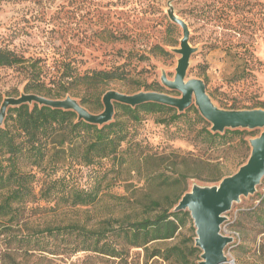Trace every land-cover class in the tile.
Listing matches in <instances>:
<instances>
[{
    "label": "rangeland",
    "instance_id": "1",
    "mask_svg": "<svg viewBox=\"0 0 264 264\" xmlns=\"http://www.w3.org/2000/svg\"><path fill=\"white\" fill-rule=\"evenodd\" d=\"M225 1L227 11L212 24L196 19L194 8L209 0H0V49L39 60L46 67L66 58L73 59L80 72L109 70L127 62L133 79L113 83L106 91L131 94L129 90L139 84L157 82L163 94L179 98L180 93L171 92L161 84L163 76L173 80L180 57L175 50L179 49L182 30L175 24L176 30H169L171 11L173 17L187 26L189 46L193 49L186 80H201L210 101L221 110L229 111L232 107L249 110L255 103H264V0ZM111 35L117 40L112 41ZM156 47L165 49L170 56H160ZM228 47L232 53H239L237 57L226 54L224 50ZM130 53L132 56L128 57ZM46 75L51 76L52 72L46 71ZM26 82L24 68L1 69L2 101L17 98L16 92L22 95ZM158 119L159 116H144L132 130L133 147L130 150L123 145V149L127 148L126 164L110 177L107 192L125 197L128 202L118 206L104 197L94 206L64 208L48 223L77 224L90 230L104 220H133L142 214L150 198L173 202L193 187L217 186L220 181H213L217 171L225 177L231 176L249 157V142L234 150L212 151L198 137L206 125L182 122L162 126ZM253 131L254 137L245 136L246 141L262 132ZM141 155L146 156L138 165L137 158ZM103 166L108 168L107 161ZM150 170H157L169 182H177L172 186L151 183L147 176ZM79 174L78 183L85 187L87 170L81 169ZM260 197H264V178L252 195L241 198L225 214L221 233L233 239L224 251L225 264H264V228L258 220L260 214L254 213ZM193 234L195 231L191 232L187 224L179 237L166 245H178ZM155 245L161 246H152ZM143 261L140 251L130 252L128 262L143 264ZM24 264L119 263L94 254L42 258L34 252V258Z\"/></svg>",
    "mask_w": 264,
    "mask_h": 264
},
{
    "label": "trees",
    "instance_id": "2",
    "mask_svg": "<svg viewBox=\"0 0 264 264\" xmlns=\"http://www.w3.org/2000/svg\"><path fill=\"white\" fill-rule=\"evenodd\" d=\"M226 3L225 0L198 3L201 5L194 7L196 19L216 23L227 11ZM172 24L169 30L174 32L176 26ZM110 38L117 40L114 35ZM156 50L162 57L170 56L163 48L156 47ZM224 51L232 58L239 54L232 53L229 47ZM131 56L130 53L128 57ZM40 64L39 60L26 59L13 51L0 49V70H26L24 94L52 100L69 96L78 99V103L90 113L102 112L101 99L107 92L106 87L133 79L127 62L109 70L83 72L69 58L51 67ZM46 71H51L52 75L47 76ZM140 90L163 93L162 86L154 82L139 84L129 90L131 94L126 95ZM14 94L19 97L17 92ZM255 104L249 110L264 109V103ZM241 110L232 107L229 111ZM114 111L113 121L95 126L78 120L72 111L38 104L7 109L0 127V264H24L34 258V252L42 258H69L84 253L107 257L119 264H136L128 262L133 250L144 255L143 264H199L201 251L194 245V234L178 245H166L178 238L187 224L191 232L195 231L188 212L174 211L185 193L173 202L150 198L140 216L133 220H104L96 229L89 230L77 224L52 225L48 220L64 208L94 206L104 197L118 206L128 202L125 197L112 195L107 190L111 185L110 177H114L118 169L126 164L124 154L127 148L123 149V145L131 150V132L144 116H159L157 122L162 126L182 122L206 125L207 128L200 129L198 137L212 151L234 150L239 145H247L249 141L244 139L245 136L254 137L255 131L237 129L213 133L195 107L178 113L171 107L155 103L134 108L115 103ZM134 144L139 148V144ZM145 156L137 158L138 165ZM105 161L108 168L103 166ZM84 168L87 180L86 186L81 187L78 177ZM147 176L151 183L172 186L177 182H169L157 170L147 171ZM224 177L222 172L217 171L213 181H221ZM261 207H264V197H260L254 212L260 214L258 220L264 228V209Z\"/></svg>",
    "mask_w": 264,
    "mask_h": 264
},
{
    "label": "water",
    "instance_id": "3",
    "mask_svg": "<svg viewBox=\"0 0 264 264\" xmlns=\"http://www.w3.org/2000/svg\"><path fill=\"white\" fill-rule=\"evenodd\" d=\"M169 16L171 22L178 25L182 30L179 49L175 50L180 57L177 61L173 80L168 81L163 76L161 84L171 92L180 93L179 98L157 92H138L133 95H126L116 91H107L101 99L102 112L92 114L69 96L61 100H52L23 93L17 98L2 101L0 105V127L8 108L24 104H38L51 109L72 111L77 115L78 120L95 126H103L111 122L115 103L131 108L146 103H155L171 107L178 113L189 110L193 104L199 115L209 123L213 133L237 129L250 131L261 129L262 132L258 137L249 140V157L235 174L223 178L214 187H193L190 192L185 193L180 198L174 209L176 212L186 211L189 213L195 228L194 245L201 251L199 264H225L227 258L224 251L233 242L231 237L221 233L225 214L241 198L252 195L264 178V110H221L212 104L201 80H186L189 58L193 53L188 42V28L182 21L173 17L171 11Z\"/></svg>",
    "mask_w": 264,
    "mask_h": 264
},
{
    "label": "built area",
    "instance_id": "4",
    "mask_svg": "<svg viewBox=\"0 0 264 264\" xmlns=\"http://www.w3.org/2000/svg\"><path fill=\"white\" fill-rule=\"evenodd\" d=\"M224 255H225V252H224ZM225 257H226V255H225ZM227 258V257H226Z\"/></svg>",
    "mask_w": 264,
    "mask_h": 264
}]
</instances>
